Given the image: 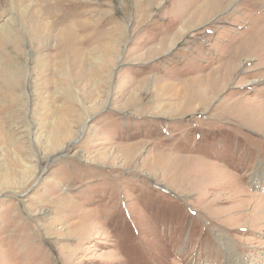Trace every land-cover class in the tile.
Wrapping results in <instances>:
<instances>
[{"label": "rangeland", "instance_id": "obj_1", "mask_svg": "<svg viewBox=\"0 0 264 264\" xmlns=\"http://www.w3.org/2000/svg\"><path fill=\"white\" fill-rule=\"evenodd\" d=\"M208 1L0 0V264H264V0Z\"/></svg>", "mask_w": 264, "mask_h": 264}, {"label": "bare ground", "instance_id": "obj_2", "mask_svg": "<svg viewBox=\"0 0 264 264\" xmlns=\"http://www.w3.org/2000/svg\"><path fill=\"white\" fill-rule=\"evenodd\" d=\"M14 1V0H13ZM215 1L216 0H213V1H211V2H213V4H211V3H209V1L207 2V6H206V4H205V8L204 7H202L203 9H200V12H201V14H202V17H201V20H204V19H202V18H205V17H207V13H209L210 11H211V9L216 5V3H215ZM3 2V1H2ZM232 2V1H231ZM7 3V2H6ZM33 3V2H32ZM217 3H218V1H217ZM256 3V2H255ZM23 4V3H22ZM26 4V3H25ZM198 4V3H197ZM263 4V3H262ZM1 7V6H0ZM10 7V6H9ZM218 7H220V6H218ZM8 8V7H7ZM16 8V7H15ZM26 8V7H25ZM40 9V8H39ZM218 9V8H217ZM19 10V9H18ZM23 10V9H22ZM33 10H35V9H33ZM53 11V10H52ZM15 12V11H14ZM24 12V11H23ZM18 14V13H17ZM36 14V13H35ZM43 14H45V13H43ZM210 14V13H209ZM194 15V14H193ZM9 16V15H8ZM11 16H12V14H11ZM27 16H28V14H27ZM35 16V15H34ZM45 17V16H44ZM25 18V17H24ZM46 19V18H45ZM198 19V18H197ZM16 21V20H15ZM35 21V20H34ZM43 21V20H42ZM191 21H192V19H191ZM20 22V21H19ZM31 22V21H30ZM39 23V22H38ZM78 24V23H77ZM36 25V24H35ZM185 25V24H184ZM29 26H30V24H29ZM186 26V25H185ZM78 27V26H77ZM6 28V27H5ZM35 28V27H34ZM11 29V28H10ZM5 30V29H4ZM181 30H184V28H182ZM29 31V30H28ZM75 32H76V30H74ZM74 31H71V32H69V34H70V36H71V39L74 41V40H76V41H78L79 39H81L82 37H78V33H74ZM10 32V31H9ZM73 32V33H72ZM11 33V32H10ZM12 34V33H11ZM17 34V33H16ZM45 34V33H44ZM40 35V34H39ZM1 36V35H0ZM10 36V35H9ZM30 36H32V35H30ZM4 37V36H3ZM33 37V36H32ZM10 38V37H9ZM7 39V38H6ZM40 39V38H39ZM70 39V40H71ZM19 40V39H18ZM34 40V39H33ZM3 41V40H2ZM1 41V42H2ZM10 41V40H9ZM17 40H15V42H16ZM39 41V40H38ZM4 42V41H3ZM18 42V41H17ZM20 42V41H19ZM30 42H32V41H30ZM29 42V43H30ZM34 44V43H33ZM37 44V43H36ZM1 45V44H0ZM38 45H39V43H38ZM71 45V44H70ZM23 47V46H22ZM0 48H2V47H0ZM161 48V47H160ZM9 49V48H8ZM69 49V48H68ZM160 50V49H159ZM4 51V50H3ZM21 51V50H20ZM10 52V51H9ZM9 52H7L6 51V53H9ZM1 54H3V53H1ZM5 55V54H4ZM3 56V55H2ZM264 56V55H263ZM256 58V57H255ZM258 59V58H257ZM246 60V59H245ZM252 68V67H251ZM234 70V69H233ZM260 79H254V80H251V82L252 83H255V82H258ZM249 82V81H248ZM172 89V88H171ZM171 89H169L170 91H171ZM180 89V88H179ZM179 91V90H178ZM169 92V91H168ZM174 92H176V91H174ZM171 93H173V92H171ZM162 96V95H161ZM173 97V96H172ZM156 98V97H155ZM163 99H165V98H163ZM159 100V99H158ZM176 100V99H175ZM153 101V100H152ZM160 101V100H159ZM168 101V100H167ZM138 102V101H137ZM148 102V101H147ZM134 103V102H133ZM160 103V102H159ZM175 103V102H174ZM137 104V103H136ZM167 103H165V105H166ZM177 104V103H176ZM137 106V105H136ZM167 106V105H166ZM169 106V105H168ZM165 108V107H164ZM134 109H135V106H134ZM138 109V108H137ZM169 110V109H168ZM162 111V110H161ZM133 112H134V110H133ZM3 130V129H2ZM263 136V135H262ZM61 146V145H60ZM18 171V170H17ZM40 184V183H39ZM28 185V184H27ZM264 219V218H263Z\"/></svg>", "mask_w": 264, "mask_h": 264}, {"label": "crops", "instance_id": "obj_3", "mask_svg": "<svg viewBox=\"0 0 264 264\" xmlns=\"http://www.w3.org/2000/svg\"><path fill=\"white\" fill-rule=\"evenodd\" d=\"M260 27H263V26H258L257 28H260ZM260 29H258V31L257 32H255V33H259L258 35L259 36H261L260 37V39L257 41V45H256V47L255 48H257L258 49V51H259V53H258V55L257 56H260V54H262L263 52H264V36H263V34H264V29L263 30H260ZM252 39V38H251ZM259 45V46H258ZM255 48H254V53L256 52L255 51ZM263 50V51H262ZM254 55H256V54H254Z\"/></svg>", "mask_w": 264, "mask_h": 264}]
</instances>
